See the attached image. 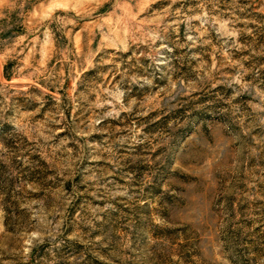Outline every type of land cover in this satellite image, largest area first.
<instances>
[{"label":"rangeland","instance_id":"rangeland-1","mask_svg":"<svg viewBox=\"0 0 264 264\" xmlns=\"http://www.w3.org/2000/svg\"><path fill=\"white\" fill-rule=\"evenodd\" d=\"M0 264H264V0H0Z\"/></svg>","mask_w":264,"mask_h":264}]
</instances>
